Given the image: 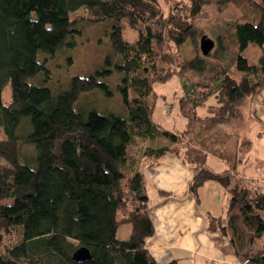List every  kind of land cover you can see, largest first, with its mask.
I'll return each instance as SVG.
<instances>
[{"label": "trees", "instance_id": "1", "mask_svg": "<svg viewBox=\"0 0 264 264\" xmlns=\"http://www.w3.org/2000/svg\"><path fill=\"white\" fill-rule=\"evenodd\" d=\"M166 1L167 14L160 0H0V264H80L73 259L80 247L91 254L84 264H158L146 247L154 225L143 168L173 149L146 143L168 138L179 144L199 123L204 126L198 146L185 152V161L196 167L188 194L200 204V189L208 182L226 188V215L210 217L208 229L230 236L242 264H264V191L252 195L233 184L231 175L205 167L211 132L240 118L246 102L264 87V0L217 1L220 9L232 5L242 12L219 36L234 57L214 79L213 89L182 96L181 114L189 122L180 135L153 121L149 98L175 73L188 78L189 71L207 69L204 60L179 61L177 54L208 0ZM82 8L85 15L72 18ZM107 20L115 25L113 55L105 68L72 78L64 90L52 88L46 62L75 47L82 25ZM124 24L138 31L136 42L124 38ZM250 44L261 50L257 65L248 62ZM113 67L121 75L117 88L125 117L82 103L84 95L97 91L112 95L105 79ZM41 74L45 77L37 83ZM8 84L11 96L5 105ZM210 95L216 104L199 115ZM131 145L139 146L138 154L128 151ZM4 199L12 202L3 204ZM124 224L131 225L128 240L118 235Z\"/></svg>", "mask_w": 264, "mask_h": 264}, {"label": "rangeland", "instance_id": "2", "mask_svg": "<svg viewBox=\"0 0 264 264\" xmlns=\"http://www.w3.org/2000/svg\"><path fill=\"white\" fill-rule=\"evenodd\" d=\"M218 0H208L204 5L202 13L195 20V29L183 46L181 52L177 54V58L193 60L201 59L207 65V69L201 73L197 71H189L188 78L181 77L175 73L169 80L158 84L154 88V93L150 96V103L154 104L153 121L160 125L163 129L174 132L178 135L183 131L188 130L189 119L181 115V98L186 93L195 97V91H205L208 88L215 87L214 79L217 75L225 71L232 63L234 55L227 49H224L219 42V36L228 32L229 27L241 19L242 12L235 6H228L225 9H220L217 3ZM164 13H168L170 5L166 0H160ZM84 8L72 13V18L76 16H84ZM115 23L112 20H107L102 23H88L82 25V35L76 36L75 47L64 49L57 55L46 62V68L50 71L51 80L49 85L57 91L67 88L70 80L74 77H89L97 71L105 68L106 60L112 56L113 51L110 41V33ZM123 36L130 42L134 43L138 39V31L130 28L126 24L123 25ZM208 37L215 42V47L208 55H203L199 48V43L202 37ZM246 56L250 65H257L261 56V50L258 46L250 44L246 50ZM116 63H121L120 56H114ZM39 62H43L42 55L38 58ZM36 79L39 83L45 75ZM120 73L113 67L112 75L105 79V82L111 87L112 95L108 96L102 91H97L94 94L84 95L82 103L91 105L93 109L99 113H113L121 117L127 116V111L124 108L122 95L118 90L120 84ZM189 80L188 82H186ZM34 83V81H32ZM194 84V87H192ZM11 96V87L8 84L3 91V102L5 105L9 103ZM253 110L256 111L258 117H261V112L257 108V104H261L264 100V87L254 96ZM253 97V98H254ZM200 99H197L198 101ZM206 105L198 109L199 115H205L207 106L215 105V96L206 98ZM248 104V103H247ZM248 117L240 120H234L229 124L218 126L214 129V138H209L210 147L208 149V158L206 169L214 173L222 175H234V181L241 187L250 190L252 195L256 192L264 191V127L258 121L248 122ZM264 120V117L262 118ZM241 124L242 127H241ZM203 124L194 126L184 138V141L174 145L168 138H163L159 143L147 141L146 144L156 147L170 146L173 148V153L185 157L186 149L189 147L198 146V139L201 138L200 131ZM237 140L239 142L237 143ZM250 141V146L244 145L242 142ZM220 143V144H219ZM242 143V144H241ZM226 146L229 148L223 151V159H219L214 155V151L220 147ZM24 151L29 148L23 147ZM139 147L131 145L128 151L135 155L138 153ZM233 150V151H232ZM222 151V150H221ZM236 163L234 169L231 165ZM190 165V164H189ZM196 168L194 165H190ZM233 168V169H232ZM143 173L146 177V185L150 196L153 189L147 182L148 177L146 171ZM215 186H219L217 182H213ZM221 188V187H219ZM221 199L219 194L214 195L212 191H208L204 196L202 210L205 213H213L216 216L226 215L227 203L230 195L221 188ZM214 196V197H212ZM12 199H4L1 203L9 204ZM119 237L123 240H128L131 235V225L124 224L119 229ZM17 235H15L16 238Z\"/></svg>", "mask_w": 264, "mask_h": 264}, {"label": "crops", "instance_id": "3", "mask_svg": "<svg viewBox=\"0 0 264 264\" xmlns=\"http://www.w3.org/2000/svg\"><path fill=\"white\" fill-rule=\"evenodd\" d=\"M254 99L255 97H252L246 102L242 108V116L235 120L248 117V122L255 120L264 127L262 119L264 103L257 104L261 112V117H258L253 110ZM210 135L214 138V130ZM247 142L251 144L250 141L242 143ZM227 150L229 148L222 146L217 153H213L219 159H223L224 157L219 154ZM144 170L148 177L147 182L153 189L150 196L146 185L150 218L154 225V234L146 240V247L158 264H168L175 260L179 264H242L236 257L230 236H223L220 232H212L208 229L209 218L220 216L211 212L205 213L201 207L208 191H212V194L214 192L215 197L219 194L221 199V188L224 187L220 183L217 182L219 186L212 184L214 181L205 184L200 189V204H198L196 199L188 194V185L194 177L195 168L185 161L184 156L173 153V150L161 157L153 167L143 168ZM231 176L233 184H236L234 175ZM144 178L146 183L145 174ZM224 189L230 195L228 190Z\"/></svg>", "mask_w": 264, "mask_h": 264}, {"label": "water", "instance_id": "4", "mask_svg": "<svg viewBox=\"0 0 264 264\" xmlns=\"http://www.w3.org/2000/svg\"><path fill=\"white\" fill-rule=\"evenodd\" d=\"M214 47H215V42L212 39L204 36L200 40L199 48L203 55L210 54V52L213 50ZM90 258H91L90 251L86 247H80L78 250H76V252L73 255V259L80 264H84L88 262Z\"/></svg>", "mask_w": 264, "mask_h": 264}]
</instances>
